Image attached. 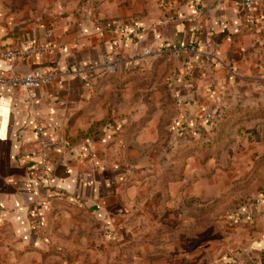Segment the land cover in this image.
<instances>
[{
    "label": "crops",
    "instance_id": "crops-1",
    "mask_svg": "<svg viewBox=\"0 0 264 264\" xmlns=\"http://www.w3.org/2000/svg\"><path fill=\"white\" fill-rule=\"evenodd\" d=\"M12 48L23 53L5 57ZM167 58L184 116L205 110L208 119L227 103L264 102V2L247 9L242 0H0V72H61L35 102L25 91L0 90L1 262L39 264L50 245L57 255L60 242L47 234L59 227L67 199L109 225L127 208L135 190L123 182L135 176L129 163L139 157L142 114L138 91L120 89L122 73L108 67L150 74ZM38 123L71 140L52 152L48 176L39 172ZM260 201L259 232L233 264H264V194Z\"/></svg>",
    "mask_w": 264,
    "mask_h": 264
},
{
    "label": "rangeland",
    "instance_id": "rangeland-1",
    "mask_svg": "<svg viewBox=\"0 0 264 264\" xmlns=\"http://www.w3.org/2000/svg\"><path fill=\"white\" fill-rule=\"evenodd\" d=\"M165 63L166 70L160 68ZM175 70L167 58L150 74L111 73H122L120 89L139 94V157L129 163L135 176L123 182L135 193L113 225L65 200L59 227L54 223L47 234L60 242L59 252L52 256L55 245L44 247L39 264H233L248 251L261 222L255 210L264 194V102L238 115L227 103L215 123L204 118L205 110L184 116L169 89ZM135 77L139 83L127 85Z\"/></svg>",
    "mask_w": 264,
    "mask_h": 264
},
{
    "label": "built area",
    "instance_id": "built-area-1",
    "mask_svg": "<svg viewBox=\"0 0 264 264\" xmlns=\"http://www.w3.org/2000/svg\"><path fill=\"white\" fill-rule=\"evenodd\" d=\"M242 1L247 9H252L256 2H264V0ZM191 48H195V42L191 45ZM30 51H34V48L28 50V52ZM22 53L23 50L12 48L5 51L3 55L7 58L14 59ZM145 53L149 54L150 49H146ZM116 68L117 63L111 64L108 67L109 72H115ZM60 74L61 72L58 69H47L45 67H39L26 73L11 69L9 72H0V90L18 96L21 95L22 91H25L27 99L31 102H35L38 99L39 89L50 84L59 77ZM36 133L38 143L37 155L40 158L39 172L48 176L49 161L52 152L54 150L68 148L71 146V140L65 135L55 136L49 133L42 123L37 124Z\"/></svg>",
    "mask_w": 264,
    "mask_h": 264
},
{
    "label": "trees",
    "instance_id": "trees-1",
    "mask_svg": "<svg viewBox=\"0 0 264 264\" xmlns=\"http://www.w3.org/2000/svg\"><path fill=\"white\" fill-rule=\"evenodd\" d=\"M231 108H234L235 110V112H236V114L238 115V113L237 112H239V111H241V110H246V111H248V110H250V108L248 107V108H245V107H242V106H235V107H231ZM261 110H264V106L262 107V108H260ZM228 111H229V109H227ZM230 110H232V109H230ZM252 110V109H251ZM250 110V111H251ZM184 111V113H185V111L186 110H183ZM257 111V110H256ZM219 113V112H218ZM231 114H232V112H231ZM220 114H218V116H219ZM233 115V114H232ZM218 116H217V118H218ZM225 116H228L227 114H225ZM187 118V117H186ZM186 118H185V121H184V124L186 123ZM215 116H210L207 120H210L211 119V122H213V123H215V120L217 121L218 119H217ZM180 125H183V124H180ZM182 128H183V126H182ZM212 129H215V128H212ZM264 193V192H263ZM257 211H260V210H257Z\"/></svg>",
    "mask_w": 264,
    "mask_h": 264
}]
</instances>
